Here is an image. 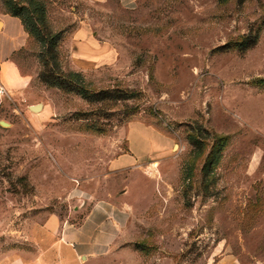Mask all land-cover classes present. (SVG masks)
<instances>
[{"label":"rangeland","instance_id":"obj_1","mask_svg":"<svg viewBox=\"0 0 264 264\" xmlns=\"http://www.w3.org/2000/svg\"><path fill=\"white\" fill-rule=\"evenodd\" d=\"M9 3L24 9L15 60L29 84L16 107L0 106V264L33 250L49 213L79 220L74 207L111 191L131 207L102 264H264V0H0V10ZM257 32L251 48L227 47ZM48 33L61 69L131 96L88 101L42 81ZM217 135L226 142L208 167ZM130 147L147 153L113 169Z\"/></svg>","mask_w":264,"mask_h":264},{"label":"crops","instance_id":"obj_2","mask_svg":"<svg viewBox=\"0 0 264 264\" xmlns=\"http://www.w3.org/2000/svg\"><path fill=\"white\" fill-rule=\"evenodd\" d=\"M104 2L108 0H92ZM126 8H134L139 0H118ZM25 25L19 16L0 10V41L5 46L0 53V81L9 95L4 103L16 107L17 100L25 99L28 76L22 74L15 60V52L25 35ZM1 122V121H0ZM145 151L130 150L119 154L112 161L113 169L132 167ZM83 200L73 208L81 213L79 220L62 219L55 212L32 229L33 250H19L11 264H102L107 253L123 233L130 215L131 205L125 192L118 195ZM95 196V194H91Z\"/></svg>","mask_w":264,"mask_h":264},{"label":"trees","instance_id":"obj_3","mask_svg":"<svg viewBox=\"0 0 264 264\" xmlns=\"http://www.w3.org/2000/svg\"><path fill=\"white\" fill-rule=\"evenodd\" d=\"M31 3L33 0H29ZM9 13H11L14 16L21 17L22 21V11L24 10L22 7H19L17 5L9 3ZM37 7V6H36ZM42 21V20H41ZM24 22V21H23ZM25 24V23H24ZM31 30L34 32H38V28L35 24H32ZM39 34V32H38ZM49 37V38H48ZM41 42L44 44H48V53L50 58L44 59V66L43 70L40 73L41 80L49 85H55L63 90L69 91V92H75L79 95H81L83 98L87 99L88 101H100L105 100L107 102H111V100H117V99H128L131 95L129 93H117V96L115 97L113 91L109 90H97L92 89L91 86L85 81L84 77L80 72L76 71H64L61 69L60 65H58V60L56 57V44L58 41V34H52L48 33L40 37ZM258 39V32L257 35L252 36H243L240 39H237L235 41H232L227 47L229 48H239V49H248L251 48L254 44H256ZM50 40V41H49ZM47 41V42H46ZM50 64H52V68L50 67ZM116 93V92H115ZM217 141L213 145V153L205 157V160H209V166H211V163L213 160L218 158L219 151L222 150V148L225 145L226 138L223 135H217ZM189 140L191 143L195 144L198 150H201V143L196 135H190ZM211 162V163H210ZM192 170V169H191ZM208 175V173H207Z\"/></svg>","mask_w":264,"mask_h":264},{"label":"built area","instance_id":"obj_4","mask_svg":"<svg viewBox=\"0 0 264 264\" xmlns=\"http://www.w3.org/2000/svg\"><path fill=\"white\" fill-rule=\"evenodd\" d=\"M9 95L6 87L4 84L0 81V106L3 104L4 100L7 98Z\"/></svg>","mask_w":264,"mask_h":264},{"label":"water","instance_id":"obj_5","mask_svg":"<svg viewBox=\"0 0 264 264\" xmlns=\"http://www.w3.org/2000/svg\"><path fill=\"white\" fill-rule=\"evenodd\" d=\"M30 108L37 111V110H40L42 108V104L41 103L35 104V105L30 106Z\"/></svg>","mask_w":264,"mask_h":264}]
</instances>
